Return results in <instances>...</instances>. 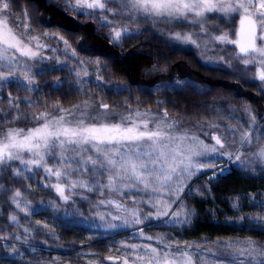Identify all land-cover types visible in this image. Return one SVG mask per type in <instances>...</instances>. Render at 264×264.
<instances>
[{
    "label": "snow or ice",
    "instance_id": "1",
    "mask_svg": "<svg viewBox=\"0 0 264 264\" xmlns=\"http://www.w3.org/2000/svg\"><path fill=\"white\" fill-rule=\"evenodd\" d=\"M63 2L67 11L100 20L102 26L111 28L109 39L117 45L121 43L122 32L116 30L112 21L107 19L105 11L113 15L118 12L117 19L126 16L133 23H151L153 27L166 24L191 26L192 30L188 32L161 30L160 34L177 44H190L201 49L206 58L207 52L212 51L215 44H234L238 49L234 57L227 61L223 55L218 57L221 70L228 68L236 71L232 68L233 59L245 66L254 65L255 75L252 78L258 79L261 83L257 87L264 90V0ZM110 3L117 6L115 11L108 7ZM11 7V0H0V90H6L8 84H14L23 87L27 93L39 92L35 79L39 74L33 72V67L46 59H56L59 63L58 57H46L44 53L60 49L44 43L40 36L28 30L27 23L23 25L22 32L19 27L10 25ZM97 12L99 15H96ZM234 15L238 16L240 22L239 39H231L226 32L216 34L214 29L209 28L210 22L217 16L231 18ZM43 35L57 45L62 44L66 57L76 60L78 65H84L85 62L76 56L75 50L63 36L49 35L48 32ZM123 35L130 38L133 34L124 27ZM258 40L260 43H257ZM95 68V85L84 79L89 75L87 67L77 70L65 65L58 70L71 71L77 86L76 92L86 94L88 100H91L92 95L86 92L90 86L103 90L98 63ZM182 85L199 90L189 81L178 80L174 86ZM126 90L117 89L116 92ZM95 99L99 103L94 111H90L94 106L87 101L71 108L53 104L51 107L54 110L49 111L47 101L38 102L26 97L23 101L25 107L36 109L42 106L44 110L25 115L20 111L19 103L9 98V105L15 111L12 114L4 113L0 117V126L15 124L18 120L29 121L31 126L0 127V173L8 172L13 177H21L33 172L34 168L41 169L47 180L52 181L55 177V181L46 186L53 189L64 203H68L73 195L81 196L97 209L96 215L100 221L111 217L103 224L104 228L116 229L134 228L148 221H160L173 226L191 223L193 210L184 204L181 196L194 176L215 166L218 162L216 157H227L232 163L238 162L237 167L241 170H252L256 163L264 166V131H261V125L251 108H245L247 129H232L224 125L227 135H211L209 140L214 143H206L196 132L182 128L183 121L170 119L167 110L159 114L150 110H132V106L127 105L129 111L117 117L115 110L121 105H110L98 96ZM158 106L163 107V102H158ZM260 119L264 120V117ZM209 127L221 126L210 124ZM256 145L259 147L253 151ZM224 171L220 169V172ZM77 188L83 192L75 191ZM0 191L6 193L20 212L26 216L31 214V202L23 199L18 189L8 191L0 184ZM87 192H94L103 199L91 200L85 195ZM256 203L260 204L261 212L264 213V203ZM49 206L60 207L54 201ZM101 208L107 211H99ZM232 208L239 213V198L232 202ZM239 219L242 221L245 218L241 216ZM248 219L250 223L259 222L264 227V215ZM10 220L13 224H19L16 215H12ZM43 227L47 228L48 225ZM24 232L30 235L31 229L24 228ZM133 235L143 240L155 239L159 247L151 244H126L124 248L131 251L124 253L123 264H130V260L131 264H204L206 260L198 245H188L183 250L173 251V244H179V241L146 235L144 228H139ZM15 238L20 239L19 236ZM26 240L27 236L24 242ZM12 248L15 252V246ZM217 248L225 249L228 257L217 261V264H264V246L258 245L251 238L224 242L218 244Z\"/></svg>",
    "mask_w": 264,
    "mask_h": 264
},
{
    "label": "trees",
    "instance_id": "2",
    "mask_svg": "<svg viewBox=\"0 0 264 264\" xmlns=\"http://www.w3.org/2000/svg\"><path fill=\"white\" fill-rule=\"evenodd\" d=\"M16 1L41 25L64 36L82 58L101 64L103 90L100 89L99 95H94L91 100H88L86 94L68 90L64 86L46 84L49 86V111L53 104L71 108L84 101L96 108L99 103L95 99L97 96L110 105H121L120 95L116 90L120 86H126L142 101L140 108L167 110L170 117L183 121L188 126H198L206 120L210 121L212 117L209 114L217 112L218 107L239 109L243 102L259 109L260 116L264 114V90L257 87L259 82L251 80L255 66H245L233 59L232 68L236 71L220 68V55L227 61L238 52L234 44L218 45L215 64L207 63L201 55V49L190 44H177L160 34L161 30L188 32L192 30L191 26L176 27L174 24H166L153 27L151 23L140 22L136 24V32L126 38L122 45H117L110 41L109 30L99 20L67 11L63 0ZM238 26V16L229 19L217 16L210 22L209 28L214 29L217 34L229 32L232 39H237ZM245 68L248 69L247 72L244 71ZM179 79L195 82L199 90L189 86L172 91L152 90L163 82ZM158 102H163V107L158 106ZM43 110L42 106L37 108V112ZM118 110H122V107L115 111ZM30 126L29 121L18 120L15 124L9 123L0 127ZM49 163H52L51 159ZM33 173L38 183L36 189L20 177H13L8 172L0 173V184L5 189H18L22 198L31 202V214L26 216L15 208L4 191H0V238H3L0 239V264H123L124 253L130 250L124 248L126 244L148 243L159 247L155 239L142 242L137 236L132 238L125 231L116 237L83 245L76 241L65 244L58 240L53 226L43 227L45 223L40 217L44 215V209L50 208L51 202L59 205V209L63 207L64 212L61 215L75 216L82 210L85 216H91L96 215L97 209L77 195L64 203L53 189L46 186L54 182L55 177L52 181L47 180L41 169L34 168ZM203 180L205 178L196 181L183 200L193 210L191 223L169 228L168 225H154L150 222L144 228L146 235L179 241V244H173L177 246L208 247L212 253L218 249V244L247 238L264 246V227L259 222L250 223L248 219L264 215L260 204L256 203H264V170L252 174L234 167L217 181ZM88 195L97 198L93 194ZM237 198L239 213L232 208V202ZM65 211L69 213L65 214ZM12 215L17 216L19 224L11 222ZM241 216L245 218L242 221L239 219ZM24 228L31 229V234H26ZM17 236L20 237L19 240L15 238ZM26 236L27 240L24 242ZM12 246H15V252Z\"/></svg>",
    "mask_w": 264,
    "mask_h": 264
},
{
    "label": "rangeland",
    "instance_id": "3",
    "mask_svg": "<svg viewBox=\"0 0 264 264\" xmlns=\"http://www.w3.org/2000/svg\"><path fill=\"white\" fill-rule=\"evenodd\" d=\"M11 5H12V7H11V14L9 17V24L12 25L14 28L19 27V30L22 32L24 30L23 25L25 23H27L28 30L33 32L35 35L40 36L41 40L44 43L49 44L52 47H56V48L60 49L59 51H56V52H52L51 50H48V51H45V53H44L46 57H58L59 63L57 62L56 59H46L40 63L35 64V66L33 67V72L39 74V75H36V77H35L36 84L39 86V89H40L39 92L27 93L24 91L23 87L17 86L14 84H8L6 90H0V101L3 102V105L0 102V115H3L4 113L12 114L15 111L9 105V102H8L9 98H11L12 100H15L17 103H19L20 111H22L25 115H27V114L31 115V113L33 111H37V108L36 109H28L27 107H25L23 101L26 97L29 99H35L38 102L40 100L47 101L48 104L50 105L48 95H47L48 89H49L48 85H54V86H59V87L64 86L68 90H72V91L76 92L77 86L74 83L72 72L68 71V70H63V71L58 70V69L63 68L65 65H68L71 68H75L77 70H82L83 67H87L89 75L84 77V79L90 81L91 85L96 84V79H95V76L93 74L96 72L95 65L97 63L99 64V67H101V64L99 62L92 61L89 59H84L75 52L76 56L80 60H83L85 62L84 65H78L76 63V60L70 59L64 55L63 49H62V44L57 45L53 40H48L47 37H45L43 35L44 32H48L49 35L58 34V35L62 36L60 33L54 31L53 29H51L49 27H45V26L41 25L27 11V9L25 7H21L16 0H11ZM108 7L113 8L115 11L117 6L113 3H110L108 5ZM89 11H91V10H89ZM25 13L27 15H25ZM74 13H76V12H74ZM76 14H78V13H76ZM96 15H99V12H97ZM105 15H106L108 20L112 21L113 25L116 27V30H120L122 32L121 43L119 45H122L124 43V41L126 40V38H128V37L123 35V28L124 27H127L128 31L130 33L136 32L135 27H136L137 23H133L132 21L128 20V18L126 16H123V17H120L119 19H117V16H119L118 12H116V15H113L112 12H108V11H105ZM233 17H235V15ZM224 19H229V18H224ZM100 22L102 23V21H100ZM107 29L109 30V35H110L112 32V29L108 28V27H107ZM239 30H240V22H239V26L237 29V34L239 33ZM226 33L229 34V32H226ZM229 37L232 39V37L230 35H229ZM237 39H239V36ZM209 43L211 44L212 42L209 41ZM257 43H260V41L258 40ZM218 45H220V44H215L213 47V50L207 52L206 56L208 58H206L205 55L203 53H201L205 62L215 64L214 60H216V56H218ZM68 56L70 57L71 53H69ZM248 66H254V65H248ZM254 75H255V72H254V74L251 75V80L254 82L257 81V82L261 83L258 79L254 80L252 78ZM176 81H178V80H174L171 82H163V83L153 87L152 90L156 91V92H158V91L159 92L160 91H172V90H176V89H185L187 87V85H182L181 87H175L174 85H175ZM179 81H189L191 84L196 85L195 82L190 81L188 79H179ZM102 83L104 85V80L102 81ZM46 84H48V85H46ZM118 89H127V90L119 92L122 110L116 111L117 117L120 113H125V112L129 111L127 105H131L132 110L138 109L140 111H149V109L146 110L144 108H140L142 101L128 87L120 86ZM99 90H100V88L90 86L89 89L86 90V92H90V94L93 97L94 95H99ZM9 94H11V97H9ZM245 108H251L253 110V114L256 115V117H257V122L260 123V125H261V131H264V121L260 119L261 117H264V114L262 116H260V113L258 112L259 109H255L251 105H249L245 102H243L242 106L239 109H236V108L230 109V108L218 107L216 110L217 112H215L214 114L211 112L209 114V115H211L212 119L210 121L206 120L201 125L188 126L187 124H185L183 122L181 127L182 128L186 127V128L191 129L192 131L196 132L201 137V139H203L206 143H214V141L209 140V137L211 135H220L221 133H223L224 135H227V132L225 131L224 125H228L232 129H241V128L247 129L248 128V124L245 123V121H247V119H248ZM53 110L54 109H52L51 111H53ZM94 110H95V107L90 109V111H94ZM150 111L153 113H159V114L163 113V111H153V110H150ZM117 117H114V118H117ZM220 117H224V118L220 119ZM232 117H235V119H232ZM169 118L171 119L172 117L169 116ZM210 124H219L221 127L220 128H211V127H209ZM205 133H207L208 135H205ZM262 143H264V141H262ZM258 147H259V145H256L253 148V151L256 150V148H258ZM242 151L246 152V151H248V149H242ZM243 158L244 157H242V159ZM216 159L218 162L215 164L214 167L204 169L198 175H196L192 178V180L188 184V187L185 188L184 194H182V196H181L182 200H184V198L190 193V190L192 189V187L196 181L202 180L203 178H205V180H203V181H207V182L217 181V180H219L220 177L225 176L226 174L230 173L232 171V168H234V167L241 170V168L237 167L238 162L232 163L231 161L228 160L227 157H223V158L216 157ZM222 168L226 170L223 173L220 172V169H222ZM263 170H264V166L260 165L259 163H256L253 165L252 170L245 169L242 171L244 173L256 174L258 171H263ZM213 174H215V175H213ZM20 178L28 181L31 184V186H33L34 189H36L38 187L37 178L33 172L27 173L25 176H21ZM76 191L77 192H83V190L79 189V188ZM88 194H93L95 196H97V195L94 192L85 193V195H87V197L91 200L103 199V197H99V196H97V198H92ZM77 197H80V199H82L81 196L77 195ZM82 200H84V199H82ZM84 202H87V201L84 200ZM129 203H131V202L129 201ZM173 207L175 208V205ZM67 211H70V209ZM67 211H65V214L69 213V212L67 213ZM100 211H107V209L101 208ZM63 212H64L63 207H61L60 209H59V207L58 208L57 207H50L49 209H46V210L44 209L43 210L44 215H41L40 217L45 224L53 226L52 228H54L56 230V234H57L56 236L58 237V240L64 241L65 244H71L75 241L79 245L90 244L92 242H100L104 239L116 237L120 232H124V231H125V233L130 234L129 235L130 237L134 238V237H136V235H133V234L136 233V231L139 228H146L145 225H147L150 222H153L154 225H160V224H162V226L168 225L169 228L182 226V225L173 226L171 224H164L160 221H148V222H146L145 225H137L134 228L106 229L103 227V224L106 221L110 220L111 217H106L105 221H100L97 215H91V216L86 215L85 216V214L82 210L79 211L78 213H76L75 216L61 215V213H63ZM164 219H167V218H164ZM112 223L119 224L120 221H112ZM141 240H142V242L146 241L143 239H141ZM146 242H149V240ZM143 244H148V243H143ZM187 247H188V245H186V246L173 245L172 250L173 251L183 250ZM193 250H196V249L194 248ZM199 250L204 255V257H206L204 264H217V261H219V260L228 259L227 255H226V250L223 248L216 249L213 251V253H212V251H210V249H208V247L206 248V247L199 246ZM130 251L131 250H129V252ZM130 264H131V260H130Z\"/></svg>",
    "mask_w": 264,
    "mask_h": 264
}]
</instances>
